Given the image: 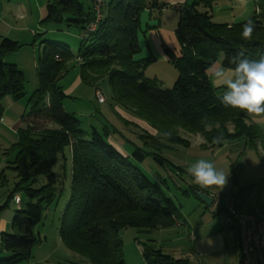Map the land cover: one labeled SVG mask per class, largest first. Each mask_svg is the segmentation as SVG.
Returning <instances> with one entry per match:
<instances>
[{
  "label": "trees",
  "instance_id": "obj_1",
  "mask_svg": "<svg viewBox=\"0 0 264 264\" xmlns=\"http://www.w3.org/2000/svg\"><path fill=\"white\" fill-rule=\"evenodd\" d=\"M216 1L195 0L190 5L173 7L179 19L174 32L179 52L176 58L168 48H164V53L179 75L170 89L145 77L150 58L136 59L141 51L140 17L145 11L161 13L164 0H104L93 32L90 28L96 12L92 5L85 10L78 0H53L47 7L45 22L74 26L82 31L81 38L76 57L66 44L41 43L43 50L37 59L39 87L29 101V113L22 117L25 128L18 131L12 146L15 153L12 169L18 172L19 184L8 199L15 201L17 191H22L28 202L15 213L12 234L1 235L0 253L4 251L9 257L0 260V264H21L30 258L32 249L42 243L35 228L42 220L43 210L56 200L65 202L58 232L61 243L90 264H124L120 232L128 228L167 230L178 222L179 210L173 200L129 156L107 142L108 129L100 133L92 128L87 134L81 130L78 119L64 111L67 96L57 82L74 59L83 84L95 87L106 78L115 104L146 122L160 135L164 147L173 144L188 147L177 130L202 135L211 148L245 138L254 144L258 128L250 124L248 114L242 110L220 103L221 88L211 84L206 70L219 55L225 69L234 67L229 58L239 51L250 58L264 55V0H254L251 19L256 23V31L249 40L241 37L246 21L230 25L213 21ZM17 48L16 43L7 39L0 45V120L1 102L5 98L19 101L25 95L22 72L3 62L4 56ZM205 116L207 121L202 119ZM220 135L222 140L214 143L213 138ZM141 145L142 148L133 145L135 162L142 163L150 155L158 166H170L183 173L158 153L145 151L146 142ZM66 149L69 158L64 153ZM68 162L70 181L66 200L63 179ZM58 165L63 174L54 172ZM188 190L194 197L196 192L203 193L195 186ZM22 203L20 198L15 202L20 206ZM143 257L146 264H192L189 259L164 254L152 244L144 247Z\"/></svg>",
  "mask_w": 264,
  "mask_h": 264
},
{
  "label": "rangeland",
  "instance_id": "obj_2",
  "mask_svg": "<svg viewBox=\"0 0 264 264\" xmlns=\"http://www.w3.org/2000/svg\"><path fill=\"white\" fill-rule=\"evenodd\" d=\"M78 1L85 10L92 5L95 11L98 6L95 0ZM194 1L164 0L163 11L161 13L152 12V18L156 17L157 22L160 21V30L157 31L163 36L175 58L179 45L174 32L179 19L173 7L184 3L190 5ZM52 2L53 0H0V45L5 39L18 45L14 52L4 56L3 62L15 65L22 72L25 94L19 101L5 98L1 102L3 115L0 120V226L3 228L0 229L2 233L9 235L12 234L11 221L15 213L20 208H24V204L28 202L22 191H17L16 194L23 202L21 206L15 204L14 199H8L9 194L19 184L18 172L12 169L15 158L12 146L17 141L18 131L25 128L22 117L29 113V101L39 87L37 59L43 50L44 44L41 43L48 41L66 44L71 54L76 57L81 38L82 31L74 26L68 27L66 23L45 22L47 7ZM244 2L245 4L241 5V0H218L212 10L213 21L235 24L251 19L254 0H244ZM200 9L202 11V8ZM145 12L140 19L141 29L145 28L143 20ZM138 38L141 51L145 56L143 57L140 51L136 59H151V63L144 70L145 77L156 79L163 88H172L179 75L177 68L169 59L163 58L152 40L150 43L147 39L149 46L146 47L145 41L140 39V33ZM173 44L175 48L172 47ZM221 60L222 55H219L215 65L222 66ZM211 75V71H208L211 84L215 88H221L223 93L225 88L214 84ZM57 85L67 96L63 101L64 111L73 114L78 119L81 130L88 134L92 128L100 133L108 129L107 142L124 155L129 156L131 162L152 183L161 185L165 194L177 206L179 219L187 224L186 227L179 225L180 227L167 230L128 228L120 232L124 264H146L143 250L148 244L154 245L173 258H189L192 264H237L239 246H237L238 249L234 246L235 235L231 230L233 226L230 223V215L236 211L251 214L256 219L264 221V114L261 116L247 115L250 124L255 125L259 130L253 145L250 144L248 138H245L225 142L219 148H211L207 147L208 144L202 135H191L177 130L180 138L188 142V147L174 144L164 147L165 143L160 140V135L146 122L115 104L106 78L95 87L83 84L75 59L68 63L67 71L59 78ZM96 94L103 97L104 103L97 101ZM45 127L50 128L51 126L46 125ZM141 142L147 144L145 151L151 154L158 153L174 166L181 168L183 173L170 166L164 168L158 166L150 155L146 156L142 163L135 162L132 159V153L135 146L142 148ZM64 153L69 158L67 149ZM59 159L61 161V155ZM201 159L211 162L218 171L229 174L228 183L222 190L217 186L202 188L194 183L187 169ZM60 166L54 169L55 173H64ZM67 169L63 179L66 200L69 194V162ZM162 181H165L163 185ZM193 186L201 188L212 198L211 206L207 207L191 193L190 196L184 194V191L189 193L188 188ZM64 203V200H56L43 210L42 220L35 228V233L40 235L42 243L37 244L32 249L30 258L21 264H65L67 262L90 264L84 258L66 249L59 240L60 214L64 209ZM197 229H199V234L207 238L206 240L209 238L214 240V234L222 232L227 236V250L214 248L211 255L207 257L196 247ZM216 244L219 243L216 241ZM7 257L9 255L0 253V260L7 259Z\"/></svg>",
  "mask_w": 264,
  "mask_h": 264
},
{
  "label": "clouds",
  "instance_id": "obj_3",
  "mask_svg": "<svg viewBox=\"0 0 264 264\" xmlns=\"http://www.w3.org/2000/svg\"><path fill=\"white\" fill-rule=\"evenodd\" d=\"M256 31V23L248 19L242 25L241 37L251 39ZM233 65L227 71L223 66L213 64L210 69L214 84L222 86L225 91L218 97L220 103L226 108L240 109L246 115L261 116L264 114V55L250 58L243 51H239L229 58ZM207 121V117L202 118ZM247 123V119L245 120ZM210 127V125H205ZM170 136V133L166 134ZM222 135L214 137L213 142L219 143ZM194 183L202 188L217 186L221 190L228 183V175L218 171L211 162L199 160L187 169Z\"/></svg>",
  "mask_w": 264,
  "mask_h": 264
},
{
  "label": "built area",
  "instance_id": "obj_4",
  "mask_svg": "<svg viewBox=\"0 0 264 264\" xmlns=\"http://www.w3.org/2000/svg\"><path fill=\"white\" fill-rule=\"evenodd\" d=\"M95 1L98 6L95 8V23L90 28L92 32L101 17L100 8L103 4L102 0ZM96 98L99 103H104L101 95L96 94ZM15 202H19L18 197H15ZM230 223L238 236L241 264H264V221L249 214L233 211Z\"/></svg>",
  "mask_w": 264,
  "mask_h": 264
},
{
  "label": "crops",
  "instance_id": "obj_5",
  "mask_svg": "<svg viewBox=\"0 0 264 264\" xmlns=\"http://www.w3.org/2000/svg\"><path fill=\"white\" fill-rule=\"evenodd\" d=\"M232 1V0H231ZM217 2V1H216ZM214 2V5L215 3ZM245 4L244 0H241V5ZM213 5V6H214ZM213 10V9H212ZM254 12H255V5H254V11H253V15L254 16ZM146 15L144 16L143 20L145 21V28L141 29V32H140V39H143V41H145V45L146 47H148V42L150 40V43H151V40L153 42V44H155L157 50L162 54L163 58L164 59H167L168 60V57L164 54V48H168V45H166V41L163 39V36L161 34L158 33V31L160 30L159 29V25H160V21L155 19V18H152V12H145ZM143 14V13H142ZM213 15V13H212ZM141 19V17H140ZM250 19V18H249ZM248 20V19H247ZM247 20H243L241 22H236L235 24H238V23H242V22H245ZM227 24V23H226ZM230 25V24H229ZM158 30V31H157ZM139 35V34H138ZM147 39H148V42H147ZM139 40V38H138ZM168 42V41H167ZM168 44V43H167ZM173 48H175V45L173 44L172 46ZM141 49V47H140ZM169 49V48H168ZM170 50V49H169ZM175 51V49H173ZM172 53L173 51L170 50ZM142 52V51H141ZM148 52H149V49H148ZM148 52L146 54H148ZM176 52H179V48ZM174 54V53H173ZM143 57L145 56L142 52L141 54ZM178 55V54H177ZM141 59H146V58H138V60H141ZM162 85V84H161ZM169 89V88H167ZM203 194H206L204 193V191H202ZM190 191L189 193L186 195V196H190ZM192 195V194H191ZM207 195V194H206ZM194 196V195H192ZM16 197H18L16 195ZM19 198V197H18ZM213 203V202H212ZM211 203V204H212ZM211 206V205H210ZM244 214H247V213H244ZM251 215V214H249ZM253 216V215H252ZM178 219V222L176 224L175 227H180L181 225H184L185 227L187 226L186 222L182 221L179 219V217L177 218ZM180 225V226H179ZM0 228H3V226H0ZM189 228V227H188ZM231 230L234 232V246L238 249L237 246H239V241H238V236H237V233H236V230L233 228H231ZM1 231V234L2 235V229H0ZM197 243H196V247L198 250H200L203 254L207 255V257H209L211 255V253L213 252V249L216 248L218 250H227L228 248V242H227V236H225L222 232L221 233H217V234H214L213 237L214 240H211L210 238L208 240H206L207 238L203 237L201 234H199V229H197ZM40 236V235H39ZM41 238V237H40ZM42 239V238H41ZM60 240V238H59ZM216 241L219 243V244H216ZM61 242V241H60ZM191 251V250H190ZM239 252V250H238ZM2 255H7L4 251L1 252ZM184 258V257H183ZM180 259V258H179ZM189 259V258H188ZM237 264H241L240 262V252H239V258L237 260Z\"/></svg>",
  "mask_w": 264,
  "mask_h": 264
},
{
  "label": "water",
  "instance_id": "obj_6",
  "mask_svg": "<svg viewBox=\"0 0 264 264\" xmlns=\"http://www.w3.org/2000/svg\"><path fill=\"white\" fill-rule=\"evenodd\" d=\"M196 197L203 202L207 207H209L212 203V198H210L208 195L196 192Z\"/></svg>",
  "mask_w": 264,
  "mask_h": 264
}]
</instances>
